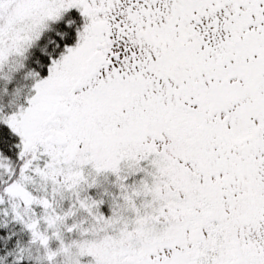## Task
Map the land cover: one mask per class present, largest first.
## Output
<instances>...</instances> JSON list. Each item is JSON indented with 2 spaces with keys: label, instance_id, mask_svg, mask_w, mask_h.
I'll return each instance as SVG.
<instances>
[{
  "label": "snow or ice",
  "instance_id": "1",
  "mask_svg": "<svg viewBox=\"0 0 264 264\" xmlns=\"http://www.w3.org/2000/svg\"><path fill=\"white\" fill-rule=\"evenodd\" d=\"M0 264H264V0H0Z\"/></svg>",
  "mask_w": 264,
  "mask_h": 264
}]
</instances>
